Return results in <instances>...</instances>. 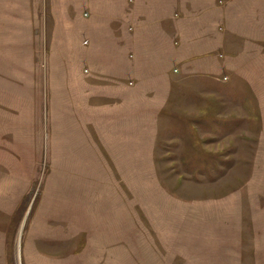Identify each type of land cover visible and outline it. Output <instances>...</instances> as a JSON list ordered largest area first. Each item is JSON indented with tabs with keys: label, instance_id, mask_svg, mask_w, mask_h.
Segmentation results:
<instances>
[{
	"label": "rangeland",
	"instance_id": "374dc122",
	"mask_svg": "<svg viewBox=\"0 0 264 264\" xmlns=\"http://www.w3.org/2000/svg\"><path fill=\"white\" fill-rule=\"evenodd\" d=\"M120 4L0 0V264H264V58L145 80L118 123L91 90Z\"/></svg>",
	"mask_w": 264,
	"mask_h": 264
},
{
	"label": "crops",
	"instance_id": "0c3cea01",
	"mask_svg": "<svg viewBox=\"0 0 264 264\" xmlns=\"http://www.w3.org/2000/svg\"><path fill=\"white\" fill-rule=\"evenodd\" d=\"M120 3V10L124 11L117 14L118 18L126 19L124 24L129 22L134 27L126 31L128 38L119 30L122 41L116 42L118 33L112 31L106 32L109 40L103 32V41H95L93 48L103 51L97 55L102 56L97 62L102 68L94 64L96 79L92 81L101 84L93 83L91 90L92 97L113 104L117 99V103L95 105L98 107L94 113L113 114L119 123L122 117L140 108L139 83L169 81L172 80L169 75L176 72L199 76L201 81L210 76L219 79L224 73L232 82L245 77L254 81L258 76L259 59L264 58V0H120ZM128 51L133 52L131 57ZM155 65L162 66L165 75L156 74L158 70L151 68ZM221 78L217 82H223ZM128 81H133L134 87H128Z\"/></svg>",
	"mask_w": 264,
	"mask_h": 264
}]
</instances>
